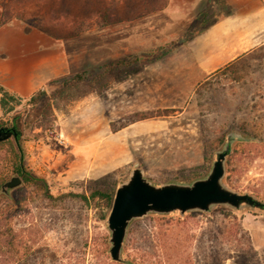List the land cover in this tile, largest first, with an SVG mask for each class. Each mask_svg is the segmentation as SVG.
Returning <instances> with one entry per match:
<instances>
[{"label":"rangeland","instance_id":"rangeland-1","mask_svg":"<svg viewBox=\"0 0 264 264\" xmlns=\"http://www.w3.org/2000/svg\"><path fill=\"white\" fill-rule=\"evenodd\" d=\"M167 2L0 0V21L57 39L67 56L66 74L30 96L0 84V127L20 130L24 167L43 179L24 182L13 137L0 142V212L10 202L14 232L12 246L1 241L0 264H264V209L247 205L149 213L129 223L120 260L110 257L112 202L90 192L114 198L136 166L154 185L190 184L228 146L223 186L264 203V44L200 73L182 41L216 8L202 0L178 35L177 26L156 29ZM102 14L120 21L101 25ZM165 44L168 53L144 59ZM127 57L139 60L104 65ZM80 73L84 80L67 83ZM38 150L46 165L32 158ZM12 176L21 185L5 194Z\"/></svg>","mask_w":264,"mask_h":264},{"label":"crops","instance_id":"crops-1","mask_svg":"<svg viewBox=\"0 0 264 264\" xmlns=\"http://www.w3.org/2000/svg\"><path fill=\"white\" fill-rule=\"evenodd\" d=\"M201 1L168 0L154 13L156 29L177 26L179 35L201 12ZM208 4L216 8L212 20L185 43L203 74L264 44V0H209ZM22 27L14 23L0 26V84L10 93L26 97L50 79L64 76L67 56L57 39L26 33ZM35 146L41 147L37 142ZM33 152V159L41 155L39 150L36 155ZM39 159L46 165L43 154Z\"/></svg>","mask_w":264,"mask_h":264},{"label":"water","instance_id":"water-1","mask_svg":"<svg viewBox=\"0 0 264 264\" xmlns=\"http://www.w3.org/2000/svg\"><path fill=\"white\" fill-rule=\"evenodd\" d=\"M17 136L15 126L0 127V142ZM228 146L217 152L208 174L190 184L165 183L160 186L152 184L139 167H134L128 178L117 187L107 219L110 231V257L120 260L122 244L129 223L149 213H170L179 211H208L215 205H227L239 208L247 205L264 209V203L247 193H238L223 186L224 160ZM19 176H12L1 186V191L8 194L10 190L21 185Z\"/></svg>","mask_w":264,"mask_h":264},{"label":"trees","instance_id":"trees-1","mask_svg":"<svg viewBox=\"0 0 264 264\" xmlns=\"http://www.w3.org/2000/svg\"><path fill=\"white\" fill-rule=\"evenodd\" d=\"M102 18H104V21H102L101 25L113 24V23H115L117 21H120V20H112V21L111 20H107L109 18V16L105 15V14H102ZM5 22H6V20L2 18L1 21H0V26L2 24H4ZM81 30H82V26L77 28L74 32L78 33ZM190 38L191 37L184 38L182 42H187ZM176 44H178V43H176ZM176 44H172V45H176ZM169 47H171V44H165V45L159 46L156 49L149 51L148 52V56L146 55L144 57V59H149L150 56L153 57V55H154V58L157 59L158 57H161V56L165 55L166 53H168V51H170V49H171ZM138 60H139L138 57H127V58H121V59H117L115 61H111V62H109L107 64H104V65H105V67H110V68L120 67V66H128V65H130V64H132L134 62H137ZM84 79H85L84 73H80V74L74 75L71 78V80L69 82H67V83L74 84V83L80 82V81H82ZM20 135H21L20 130H17V136L13 137V141H12L13 142L12 143V148L14 150V155H15V159H16L15 160L16 162H15V165H14L13 169L18 175H20L22 177V179L26 183L31 182V181H35V180H40V181L43 182L42 178H39L38 176H35L34 174H32L31 172L26 170V168L24 167L23 150H22L21 145H20ZM252 137H256V136H252ZM90 196L93 199L95 197H100L102 199H106L109 203L112 202V200H113V197L110 194V192H107L106 190L104 191V193H101L100 190L91 191L90 192ZM83 197L86 199L85 195H83ZM5 207L6 208H4V210L2 212H0V226L1 225L5 226L4 230L2 232L0 231V244H1V241H4L10 247V246H12V243H13L14 232H13V229L10 227L9 219H10L12 213H13V210L11 209L10 202L6 203ZM8 235H9V238H8ZM160 237H161V234L159 235V237H157V239L160 240Z\"/></svg>","mask_w":264,"mask_h":264}]
</instances>
